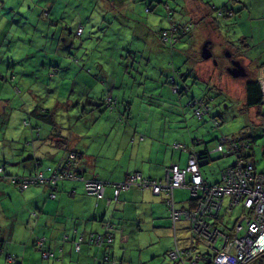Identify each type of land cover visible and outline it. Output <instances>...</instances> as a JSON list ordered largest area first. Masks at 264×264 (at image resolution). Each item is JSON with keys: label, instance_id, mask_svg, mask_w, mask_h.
<instances>
[{"label": "rangeland", "instance_id": "374dc122", "mask_svg": "<svg viewBox=\"0 0 264 264\" xmlns=\"http://www.w3.org/2000/svg\"><path fill=\"white\" fill-rule=\"evenodd\" d=\"M163 2L170 4L165 7ZM222 2L0 0V155L10 139L19 151L30 150L26 142L30 120L23 121L27 113L23 115L22 111L35 106L51 111L57 127L75 143L79 142L74 136L79 130L84 133L79 137L92 140L94 145L97 124L112 121L111 111L100 100L106 90L112 89L114 97H119V112L128 108L134 113L143 110L145 116L151 115L150 121L166 125L167 129L181 125L180 131L187 137L200 136L216 144L223 136L247 133L251 146L245 150L254 159L256 170L264 171V102L249 105L245 89V80L255 78L260 69L257 65L264 62V51L253 47L262 48L264 43V0H229L232 15H222L212 8V4L219 6ZM163 30L171 37L162 36ZM174 36L180 38L172 41ZM205 42L212 52L208 58L202 56ZM227 51L232 55L228 56ZM232 57L247 68V75L233 76L228 72ZM55 67L58 70L52 74ZM171 75L187 90L173 91ZM192 96L209 101L210 112L202 118L195 115L189 103ZM4 103L13 117L7 118L10 113L3 112ZM212 115L222 122L216 125ZM227 144L223 142L224 147ZM233 160V153L212 152L204 171L211 177L218 176L220 169ZM7 164L20 170L18 160L8 158ZM0 189L5 192L0 194V264H16L6 258V252L8 244L17 240H11L10 232L4 233V226L12 218L23 216L22 209L19 211L23 190L6 178H0ZM228 201L229 194L220 211L224 219L220 215L217 220L222 228L232 230L242 208L239 203L235 208L229 205L228 210ZM189 237L179 239L181 247L190 245ZM171 243L168 235L163 245ZM205 248L203 244L196 247ZM208 251L214 253L212 248ZM27 254H31L29 264H50L53 259L43 258L38 248L34 252L27 249ZM105 254L102 261L108 256ZM19 256V262L24 263ZM169 259L171 264L173 258ZM262 260L264 254L247 264ZM89 264H97L96 258Z\"/></svg>", "mask_w": 264, "mask_h": 264}, {"label": "crops", "instance_id": "0c3cea01", "mask_svg": "<svg viewBox=\"0 0 264 264\" xmlns=\"http://www.w3.org/2000/svg\"><path fill=\"white\" fill-rule=\"evenodd\" d=\"M203 12L205 13V10ZM261 44L262 48L253 47L264 51V43ZM17 61L22 66L19 58ZM261 63L264 62L258 65ZM2 106L3 112L7 113L6 104ZM37 108L39 107L21 110L23 115L27 113V118L24 115L23 121L30 120V134L26 137V142L30 141L31 144L30 150L19 151L18 148L13 147L15 145L13 139H10L11 143L7 141L6 150L5 147L1 150L0 167L2 166L6 173H32L35 171L33 160L38 158L46 163H42L43 166L40 168L45 174H49L50 170L46 166L60 167L67 150L75 147L81 151V156L74 169L85 178L96 177L109 182L119 181L135 170L159 178L165 175L166 168L171 163L186 164V151L178 150L179 148L174 147V143H183L190 148L194 146L193 138L199 141L204 139L200 136L187 137L180 131L181 125L176 129L172 126L167 129L166 125L150 121L151 115L145 116L143 110L134 113L132 108H128L122 112L112 110L111 122L106 125L97 124V143L91 146L92 140L79 137L84 134L79 130L74 135L78 136L79 142L75 143L69 134H63L55 122L41 124L35 116ZM8 113L10 116L8 115L7 118L13 117L11 112ZM18 115L22 118L20 113ZM101 130L105 131L100 133ZM58 134L65 136L64 141H68V146L64 150H62L65 146L63 141L56 143V139L60 137ZM198 148L215 149V144H210L204 139ZM8 158L13 161L18 160L17 165H21V171L9 168ZM0 178L4 177L0 176ZM50 191L54 195H50ZM3 193L5 192L0 189V194ZM106 195V197L113 195L111 185L106 187ZM21 196L23 201L19 211L22 209L23 216L12 218L7 222L4 233L10 232L11 240L13 238L17 240L15 244L10 242L7 248L21 255L23 264H29L31 258V254H27V249L34 252V248H37L34 240L42 238L45 239L48 247L53 249V259L50 264H89V261L95 258L97 264H107L101 260L105 253L116 258L120 264H158L159 262L170 264L171 262L166 251L173 244L174 229L164 192L154 193L149 188H130L121 192L119 200L109 204L107 199L87 193L84 190L83 179L80 178L60 181L51 190L47 183L30 184L22 191ZM190 197L191 193L185 187L175 190L179 207L191 206ZM227 207L230 210L229 201ZM220 215H222L221 219H224L223 214L219 213L218 217ZM105 219L114 221L113 241L102 246L96 245L89 240L88 233L90 230L102 231ZM74 225L79 226L78 230L82 232L77 228L73 230ZM176 227L177 233L178 229L180 233L178 240L189 235L187 241L195 249L197 246L201 248L202 244L206 246L194 235L187 219L177 220ZM63 234L67 235L65 240L62 239ZM79 235L83 236L82 240ZM168 235L172 237V243L164 246V239H167ZM3 238L5 242V235ZM208 249L206 246L203 250H196L208 252ZM157 257H160L161 261L157 262ZM177 262L174 260L171 264Z\"/></svg>", "mask_w": 264, "mask_h": 264}, {"label": "built area", "instance_id": "2783aa9c", "mask_svg": "<svg viewBox=\"0 0 264 264\" xmlns=\"http://www.w3.org/2000/svg\"><path fill=\"white\" fill-rule=\"evenodd\" d=\"M172 29H176L174 24ZM80 30L81 27L78 31ZM162 36L171 37L167 30L162 32ZM174 37L172 41L177 39V36ZM173 80L174 78H172ZM259 81L264 93V67L260 71ZM174 89H178V85H175ZM115 99L117 98L111 99L113 103H115ZM204 112V110H199L197 114L201 115ZM214 119L218 122L216 118ZM240 137L228 140L232 151L236 152L237 158L233 165L223 173V182L204 186L197 157L191 154L186 166L181 167L178 163H171L162 179L145 177L141 172L136 171L126 180L114 182L117 187L115 193H118L122 183L124 187L136 183L144 187L150 186L155 192L165 190L169 195L168 203L173 219L179 218L181 212H183L190 220L191 229L195 236L208 248L214 250V253L208 254L197 251L194 246H191L186 251V255L191 257V263L202 259L207 264H247L250 259L264 254V172H257L253 169L254 162L252 158L243 153V148L248 147L250 143H247V140H242L244 139L242 134H240ZM180 145V143H174V146L178 147ZM221 148L222 144L219 143L217 149ZM70 155L71 160L67 164L66 170L52 175L51 179L55 181L60 176L80 177L84 179L85 187L89 192L95 193L97 196H103L106 187L105 181L94 177L84 178L83 175L70 170L71 165L77 162L76 154L72 152ZM187 172H191L189 181L186 178ZM12 179L18 182L21 187H25L27 184L43 181L47 178L43 175V171L39 170L28 176H13ZM186 186L191 189L192 194H197L199 188H203L205 191L202 193L203 197L198 199L195 208L182 211L177 209L174 204L173 192L176 187ZM225 193L231 194L230 206L237 203L242 204V214L234 222L232 230L218 226V211ZM51 194L54 195L53 192ZM208 213L214 216L212 221L207 219L206 215ZM104 228L103 232H91V241L98 244L111 242L113 240V224L107 222L104 224ZM39 241L42 242V239H39ZM179 251L182 250L176 246L172 251L173 256L179 255ZM44 253H47V251ZM106 260L109 264H118L116 260L109 259L108 256H106Z\"/></svg>", "mask_w": 264, "mask_h": 264}, {"label": "trees", "instance_id": "16d2710c", "mask_svg": "<svg viewBox=\"0 0 264 264\" xmlns=\"http://www.w3.org/2000/svg\"><path fill=\"white\" fill-rule=\"evenodd\" d=\"M228 1L229 0H223V2L219 5V6H216V5H214V4H212V8H214V9H216L217 10V12H219V13H221L222 15H232L233 14V11H232V9L231 8H228ZM234 1V0H233ZM165 3V7H168V5L170 4V3H168V2H163V4ZM147 7H149L148 5H147ZM150 8V7H149ZM212 8H211V5H208V10H212ZM174 23V22H173ZM186 22H184L183 23V25L185 24ZM185 27V26H184ZM164 31V30H163ZM162 31V32H163ZM162 32H161V34H162ZM185 32H188V31H185ZM184 32V33H185ZM178 38H180V36H178ZM58 70V68L57 67H55L53 70H51L50 72L53 74L54 73V71H57ZM173 76V78H174V80H176V78H175V75H172ZM2 77L4 78V75H2ZM14 77V73L12 72L11 73V78H13ZM246 85H245V89H246V94H247V103L249 104V105H254V104H257L258 102H261V100H262V94H261V91H260V88H259V85H258V82H257V80H256V78H251V79H248L247 81H246V83H245ZM179 85V84H178ZM185 90H187V87L185 88V87H183V86H181V85H179V91H175V92H180V93H183ZM112 91V89L110 90V89H108V90H106L105 92H104V95L102 96V98L100 99L101 100V103H103L106 107H108L109 108V110L110 111H112V110H116V106H117V104H118V100H119V97L117 96V97H114L115 95L111 92ZM110 97V98H109ZM112 98H117V99H115V103H113V100H111ZM189 103L190 104H192V106H193V110H194V113H195V115L198 117V118H202L205 114H208L209 112H210V109H211V107H210V104H209V101L207 100V99H205L203 96H192L191 97V100L189 101ZM118 109V108H117ZM199 110H204L205 112L203 113V114H201V115H198L197 114V111H199ZM35 116L37 117V119L41 122V124L42 123H44V124H48V122L49 123H54L55 121H53V117H52V114H51V111H49V110H46V111H44V110H41L40 108H37L36 109V111H35ZM215 117H217L218 118V116L217 115H212L211 116V118H212V120H213V122H216L215 120H214V118ZM218 120L220 121V119L218 118ZM220 123V122H219ZM219 123H215L216 125L217 124H219ZM58 136H60L61 138H58V139H56V143H59V142H64V144H65V146L62 148V150H64L65 148H66V146H68V141H64V139H65V136H63V135H60V134H58ZM242 136L244 137V139H242V140H247V143H250L249 144V146L248 147H250L251 146V142H250V139H249V135L247 134V133H245V132H243L242 133ZM231 138H241L240 137V134H231V135H226V136H223L222 137V139L221 140H219L216 144H215V147H216V145L218 144V143H221L222 144V148L221 149H208V148H198V145H200V144H202L203 142H204V139H200V141L199 140H197V138H193V144H194V146H191L190 148H189V146L188 145H186V144H183V143H180L181 145L180 146H174V147H176V148H179L178 150H183V151H186V153H187V161H186V164L185 165H180L179 163H178V165L179 166H186L187 164H188V158H189V156L191 155V154H194L196 157H197V162H198V164H199V168H200V171H201V174H202V176H203V185L204 186H210V185H212V184H214V183H220V182H223L224 181V179L222 178V175H223V173L226 171V169L228 168V167H230V166H232L233 165V162L236 160V158H237V154H236V152H234V151H232V149H231V147H230V144H229V139H231ZM223 142H227L228 144H227V147H224V145H223ZM30 146H31V144H30V141H29V143H28ZM225 148L227 149V152L225 151ZM245 148L246 147H244L243 148V153L244 154H249V153H247L246 152V150H245ZM220 152V154L221 155H226V154H229V153H233L234 154V160L230 163V164H228V165H226V166H224V167H222L221 169H220V171H219V175L218 176H214V177H211L209 174H208V172H206V170L204 171V165L209 161V159L211 158V153L212 152ZM75 153L76 154V163L74 164V165H71V167H70V170H72V171H74V172H76V170L74 169L75 168V166L78 164V162H79V158H80V156H81V151L79 150V149H77V148H75V147H70L68 150H67V153H66V156H65V158H64V160H63V162L61 163V165H60V167H56V168H54L53 166H48L49 168H47V169H49L50 171H49V174H45L44 173V171H43V169H41L42 168V161L40 160V159H38V158H34V160H33V162H34V164H35V171L34 172H32V173H6V171L2 168V166H1V168H0V176H3L4 178H7L11 183H13L18 189H20V190H25L30 184H27L25 187H21L20 185H19V183L18 182H16V181H14L13 179H12V177L13 176H17V175H32V174H35V172H38L39 170H42L43 171V175L44 176H46V178L47 179H45V180H43V181H38V182H35V183H47L48 185H49V187H50V190L51 189H54L55 188V186H57V184L60 182V181H63V180H77V179H80V177L79 178H74V177H71V176H60V177H58L55 181H53V179H51V176L52 175H54V174H57V173H60L61 171H63V170H66V166H67V164H69V161L71 160V153ZM209 152H211L210 153V155L208 154ZM248 156H250V154L248 155ZM251 157V156H250ZM252 158V157H251ZM23 160H25V159H23ZM253 162H254V167H253V169H255V171H257V172H264V171H259V170H256V164H255V161H254V159H253ZM177 163V162H176ZM41 167V168H40ZM3 169V170H2ZM136 171H139V170H135V171H133V172H130V173H128L127 175H126V177L125 178H123L122 180H119V181H123V180H126L131 174H133L134 172H136ZM139 172H141V171H139ZM78 173V172H77ZM80 174V173H79ZM141 174L143 175V176H145V177H149V178H156V177H151V176H147V175H144L142 172H141ZM190 174H191V172H187L186 173V178H187V181H189L190 180ZM165 176V175H164ZM164 176L163 177H159V178H156V179H162V178H164ZM84 177V176H83ZM85 178V177H84ZM89 178V177H88ZM94 178H96V177H94ZM83 179V178H82ZM98 179H101V178H98ZM102 180H104L105 181V185H106V187L108 186V185H111L112 186V188H113V195L112 196H110V197H106L107 195H106V187H105V193H104V195L103 196H97V194H95V193H92V192H89L87 189H86V187H85V184H84V179H83V184H84V190L87 192V193H90V194H93V195H95L97 198H105V200L107 199V201H108V203L110 204V203H112V202H114V201H117V200H119L120 199V194H121V192L122 191H124V190H127V189H130V188H141V189H146V188H149V189H151L154 193H160V192H164L165 194H166V196H165V202H166V204H167V208H168V211H169V214H170V216H171V219H172V225H173V229H174V235H173V238H174V240H173V244H172V246L166 251V254H167V256H169L170 258H173V261L174 260H177V261H180L181 262V264H196L197 262H199V263H204V264H207V262L205 261V260H202V259H200V260H198V261H196L195 263H191L192 261H191V257L190 256H188V255H186V251L192 246L191 244L190 245H187V246H184V247H181L180 246V244H179V240H178V238H179V235H178V233H177V227H176V221L177 220H179V219H187L188 221H189V223H190V227H191V222H190V220L185 216V214L183 213V212H181V216L179 217V218H176V219H173V217H172V214H171V209L169 208V203H168V197H169V195H168V193L165 191V190H161L160 192H155L150 186L149 187H144V186H142V185H140V184H136V183H133V184H130L129 186H127V187H124L123 186V183L121 184V186H120V188H119V191H118V193L116 194L115 193V190H116V184L114 183V182H118V181H112V182H109V180H105V179H102ZM35 183H31V184H35ZM177 188H182V187H176V188H174V192H173V195H174V197H173V199H174V204H175V206H176V208L177 209H180V210H186V209H192V208H195L196 206H197V204H198V199H200V198H202L203 197V195H202V193L205 191L203 188H199L198 189V193L197 194H192L191 193V189L189 188V187H185V188H187L189 191H190V193H191V206H189V207H179L178 205H177V198H175V190L177 189ZM51 193H52V191H50V195H51ZM227 194H229V198H230V200H231V194L230 193H225L224 195H223V197H222V202H221V206H220V208L222 207V203H223V199H224V197L227 195ZM230 200H229V202H230ZM239 203H237V204H234L233 205V207H235V205H238ZM240 206H241V208H242V204H239ZM243 211V210H242ZM219 213H220V209H219V211H218V215H219ZM206 217H207V219L209 220V221H212L213 219H214V216L213 215H211V214H207L206 215ZM218 217V216H217ZM107 222H111L112 224H113V238H114V234H115V224H114V221L112 220H109V219H105L104 221H103V230L102 231H94L95 233L97 232H103L104 231V224H106ZM213 222H215V221H213ZM217 223V222H216ZM77 225H74V227H73V230L75 229V228H77V230H78V228H79V226H77ZM218 226H220L219 224H218ZM80 229V228H79ZM76 231V230H75ZM79 232H82L81 230H78ZM91 232H93V230L91 231L90 230V232L88 233V238H89V240L91 241V239H90V233ZM193 232V231H192ZM195 235V234H194ZM80 236V239L82 240L83 239V236L82 235H79ZM67 238V235L66 234H63V237H62V239L63 240H65ZM79 241V240H78ZM113 241V240H112ZM91 242H93V241H91ZM34 243H35V245L37 246V248L38 249H40V252H41V255H42V257L43 258H49L50 256H52L53 255V249L51 248V247H48V245H47V243H46V241H45V239L43 240V238H42V242L41 241H39V239H35L34 240ZM94 243V242H93ZM94 244H96V245H100V246H102V245H104V244H107V243H102V244H98V243H94ZM176 246H178L179 247V249L180 250H182V251H179V255H176V256H173V254H172V251L174 250V248L176 247ZM45 247H47V248H45ZM208 248V247H207ZM45 251H47V253H44ZM205 253H210L209 251L208 252H205ZM211 254V253H210ZM105 255H108V257H109V259H114V260H116V262L118 263V264H120L119 262H118V260L116 259V258H114V257H112L109 253H107V254H105ZM18 256H19V254H17V253H15V252H12V251H7L6 252V258L8 259V260H10V261H12L13 263H16V264H23V262H19V260H18ZM181 256V257H180ZM20 257V256H19ZM20 258H22V257H20ZM23 259V258H22ZM105 263H107V264H109L108 262H107V260H103ZM180 262H177V264H179ZM259 264H264V260H262V261H260L259 262Z\"/></svg>", "mask_w": 264, "mask_h": 264}, {"label": "water", "instance_id": "95a60500", "mask_svg": "<svg viewBox=\"0 0 264 264\" xmlns=\"http://www.w3.org/2000/svg\"><path fill=\"white\" fill-rule=\"evenodd\" d=\"M226 54L228 56H231V52L227 51ZM212 55L211 50L207 46V42L204 43L202 47V56L204 58H208ZM227 70L233 75V76H243L247 74L246 68L241 64L240 60L237 58L232 57L231 58V64L227 66Z\"/></svg>", "mask_w": 264, "mask_h": 264}, {"label": "clouds", "instance_id": "9594fccd", "mask_svg": "<svg viewBox=\"0 0 264 264\" xmlns=\"http://www.w3.org/2000/svg\"><path fill=\"white\" fill-rule=\"evenodd\" d=\"M174 24V23H173ZM172 24V25H173ZM175 25V24H174ZM172 27V26H171ZM177 39H178V37H177ZM173 43V42H172ZM232 55V54H231ZM230 65V64H229ZM262 64H260V65H258L259 67H260V69H259V71H258V73H257V75H256V80H257V82H258V85H259V88H260V91H261V94H262V100L261 101H263L264 102V93H263V91H262V89H261V85H260V81H259V75H260V71L262 70V68L264 67V63H263V65L261 66ZM246 70H247V68H246ZM229 72V71H228ZM230 73V72H229ZM231 74V73H230ZM247 74H248V70H247ZM246 74V75H247ZM244 76V75H243ZM171 77H173L172 75H171ZM252 78V77H251ZM251 78H247L246 80H245V83H246V81L248 80V79H251ZM171 82V86H172V90L174 91V90H179V85L175 82V80H173V81H170ZM175 85H178V89H174V86ZM246 85V84H245ZM187 87V86H186ZM188 88V87H187ZM216 119H217V123H219V122H222L221 120L219 121L218 120V118L217 117H215ZM215 120V119H214ZM219 144V143H218ZM218 144L216 145V147H215V149H217V146H218ZM247 156L249 155V154H246ZM252 160H253V158H252ZM173 163H176V162H173ZM168 166H170V165H168ZM167 166V167H168ZM167 169V168H166ZM192 193V192H191ZM237 221V220H236ZM219 224V223H218ZM221 227V226H220ZM94 232V231H93ZM112 242V241H111ZM110 243V242H109ZM263 255V254H262Z\"/></svg>", "mask_w": 264, "mask_h": 264}]
</instances>
